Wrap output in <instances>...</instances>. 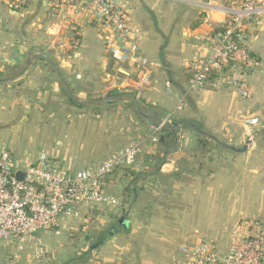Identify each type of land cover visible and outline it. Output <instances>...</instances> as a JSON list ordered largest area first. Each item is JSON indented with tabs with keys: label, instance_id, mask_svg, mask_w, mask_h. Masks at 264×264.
<instances>
[{
	"label": "crops",
	"instance_id": "0c3cea01",
	"mask_svg": "<svg viewBox=\"0 0 264 264\" xmlns=\"http://www.w3.org/2000/svg\"><path fill=\"white\" fill-rule=\"evenodd\" d=\"M48 1L0 0V146L18 167L41 151L72 172L96 165L169 114L177 134L192 135L187 143H199L201 130L224 145L249 135L253 142L224 154L206 179L183 171L165 130L157 145L146 141L132 167L108 178L106 191L120 205L85 202L77 216H61L36 234L46 250L41 259L32 246L16 257L15 244L2 241L0 264H172L181 243L205 237L224 253L241 219L264 222V25L249 26L247 95L219 76L190 91L189 64L209 52L218 25L204 19L206 0H114L140 30L150 75L140 90L135 64L109 50L89 11L53 10ZM122 216L129 227H120Z\"/></svg>",
	"mask_w": 264,
	"mask_h": 264
},
{
	"label": "built area",
	"instance_id": "2783aa9c",
	"mask_svg": "<svg viewBox=\"0 0 264 264\" xmlns=\"http://www.w3.org/2000/svg\"><path fill=\"white\" fill-rule=\"evenodd\" d=\"M14 1V0H13ZM21 4V1H15ZM13 3V2H12ZM12 5L15 6L13 3ZM53 10L63 6L90 12L109 50L119 59L131 60L140 73L138 88L150 81L146 70L148 59L139 55L140 30L131 26L122 5L114 0H49ZM205 21L218 23L211 36L210 50L189 64L190 91L199 90L208 80L219 76L247 95L250 87L244 73L252 61L248 39L249 26L264 25V0H206ZM219 12L221 17L213 18ZM167 91L172 93L170 81ZM185 101L179 99L177 109ZM173 115L149 124V134L134 140L100 163L74 172L41 151L39 157L20 168L7 145L0 146V242L13 243L15 256L32 246V254L41 259L46 250L37 233L53 228L61 216H77L85 202L118 206L121 200L106 191L107 180L118 171L132 167L145 152L146 141L160 142L172 125ZM24 171L22 180L17 173ZM249 221L238 222L232 230L226 252H221L212 239L201 237L181 243L179 256L172 264H264V229L254 230Z\"/></svg>",
	"mask_w": 264,
	"mask_h": 264
},
{
	"label": "rangeland",
	"instance_id": "374dc122",
	"mask_svg": "<svg viewBox=\"0 0 264 264\" xmlns=\"http://www.w3.org/2000/svg\"><path fill=\"white\" fill-rule=\"evenodd\" d=\"M202 129L205 130L204 128ZM262 135L264 140V132ZM189 136L192 135H190V133L185 130L180 131V134H177V132H175V142L173 144H175V149H178L181 152V157L178 159L180 161L181 168L184 169L183 171L194 170L193 172L195 173L206 172V174H203L206 179H209L208 177H211V174L215 171L214 166L217 167V165L224 157V154H232L235 151H245L252 145L251 143L253 142V135H249V140H246V142L244 143L231 142L227 143V145H224V143H226L224 138H222L223 140L221 139L222 141H217L216 139L211 138V134H209L208 132H202L201 130L198 132V136L200 137L199 143L194 142V139L192 142L187 143L186 140ZM193 138H196V136H193ZM168 146L169 145L167 144V149ZM176 156L177 155H175V159ZM170 157H172V155H170ZM188 175L189 174L186 173V175L183 174L179 177H190ZM242 221L251 222V227L254 230L264 229V222L257 218H243L240 220V222ZM40 232H38L37 234H39Z\"/></svg>",
	"mask_w": 264,
	"mask_h": 264
},
{
	"label": "water",
	"instance_id": "95a60500",
	"mask_svg": "<svg viewBox=\"0 0 264 264\" xmlns=\"http://www.w3.org/2000/svg\"><path fill=\"white\" fill-rule=\"evenodd\" d=\"M17 177H18V179L22 180L23 177H24V171H19V172L17 173ZM119 224H120V227H121V228H127V227H129L130 222H129L128 217H127V216H122V217L120 218V220H119ZM113 230H114V228H112V230H111L110 232H112ZM107 238H108V235H106V236H105L101 241H99L95 246H98V245L103 244V243L107 240Z\"/></svg>",
	"mask_w": 264,
	"mask_h": 264
},
{
	"label": "trees",
	"instance_id": "16d2710c",
	"mask_svg": "<svg viewBox=\"0 0 264 264\" xmlns=\"http://www.w3.org/2000/svg\"><path fill=\"white\" fill-rule=\"evenodd\" d=\"M186 125H190V124L187 123ZM175 131L173 129V126H170L169 129H168V135H167V137H164L165 138L164 141H165L166 145L167 144L169 145L168 146V150L170 149V147L172 146V144L175 142Z\"/></svg>",
	"mask_w": 264,
	"mask_h": 264
}]
</instances>
